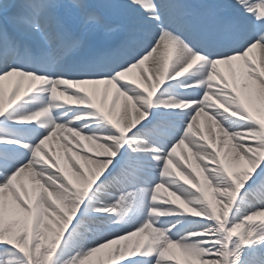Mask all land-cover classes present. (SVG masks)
Instances as JSON below:
<instances>
[{
    "label": "snow or ice",
    "instance_id": "6c2138e0",
    "mask_svg": "<svg viewBox=\"0 0 264 264\" xmlns=\"http://www.w3.org/2000/svg\"><path fill=\"white\" fill-rule=\"evenodd\" d=\"M0 264H264V0H0Z\"/></svg>",
    "mask_w": 264,
    "mask_h": 264
},
{
    "label": "bare ground",
    "instance_id": "6f19581e",
    "mask_svg": "<svg viewBox=\"0 0 264 264\" xmlns=\"http://www.w3.org/2000/svg\"><path fill=\"white\" fill-rule=\"evenodd\" d=\"M121 243L123 244L124 242L122 241Z\"/></svg>",
    "mask_w": 264,
    "mask_h": 264
}]
</instances>
